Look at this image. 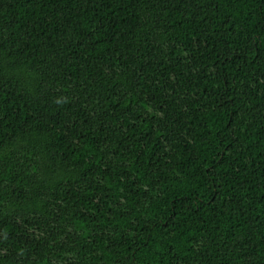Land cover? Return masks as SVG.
<instances>
[{
	"label": "trees",
	"instance_id": "16d2710c",
	"mask_svg": "<svg viewBox=\"0 0 264 264\" xmlns=\"http://www.w3.org/2000/svg\"><path fill=\"white\" fill-rule=\"evenodd\" d=\"M0 264H264V0H0Z\"/></svg>",
	"mask_w": 264,
	"mask_h": 264
}]
</instances>
